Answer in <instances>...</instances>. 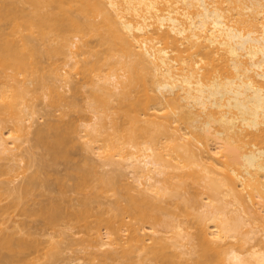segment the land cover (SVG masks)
<instances>
[{"label": "bare ground", "instance_id": "bare-ground-1", "mask_svg": "<svg viewBox=\"0 0 264 264\" xmlns=\"http://www.w3.org/2000/svg\"><path fill=\"white\" fill-rule=\"evenodd\" d=\"M64 105L77 116L61 126ZM74 141L81 199L28 212L34 150L56 160ZM0 250V264H264V0H0Z\"/></svg>", "mask_w": 264, "mask_h": 264}, {"label": "rangeland", "instance_id": "rangeland-1", "mask_svg": "<svg viewBox=\"0 0 264 264\" xmlns=\"http://www.w3.org/2000/svg\"><path fill=\"white\" fill-rule=\"evenodd\" d=\"M42 64L45 65L44 58H42ZM73 93L74 92L72 91L68 95L66 94L67 95L66 99L70 100L71 102H73L76 105L83 104L82 103V98H81V96H82L81 94L82 93L80 94V92H79V94H78V92H77L76 93L77 95L75 93H74L75 94L74 95ZM72 99H73V101H72ZM70 101H68V102H70ZM80 101H81V103H80ZM75 102H77L78 104L75 103ZM35 103H36L37 106L39 105L40 108H43L45 102H41L40 100H37V101H35ZM62 108H63V106H62ZM44 110H46V109H43V111ZM62 110H63V113H64V116H63L64 118L61 121V126H63L64 123L67 124L68 122H70L72 120H75V118L77 116V113H76L77 107L70 108V107H66V105H64V108ZM49 112H51V113H49ZM52 112L56 113L57 111H54V110L50 111V108H49V111L48 110L46 111L47 116H48V113H49L50 116H51V119L55 116V114L53 115ZM44 115H46L45 111H44V113L42 111L39 113V115L37 116V119L34 122V126H43L45 120L50 118V116H48L46 118V116H44ZM55 117H57V116H55ZM47 135L50 136V135H52V133H49ZM33 137L34 136L31 137V135L29 136L30 142H28L25 145L26 147H28V145L32 144L33 139H34ZM34 152H35V155L37 157H40L41 159H43L44 163H46V167L43 169L44 173L42 172L41 174H39L40 179L43 180L45 184L42 183L43 186H44L43 187L44 189L42 188L43 192L41 190H39L40 192L37 191V193H34L35 195L36 194L37 195L35 197L33 196V198H31L33 200L30 199L28 202H26L24 207L27 209V211L29 212V210H32V209H33L32 211H36L37 209H41V208H39V206L43 208V205H48L53 200H54V202L59 201V203L61 205H65V207H66V204H67L68 201L71 202V200L81 199L82 196L77 194V193H74L73 190H72V186H73V178H72L73 170L75 168H77V167H80L82 169H87V164H86V162L83 159L86 156V153L80 148V145L78 144V142L74 141L72 143H69L67 145V147H65V152H66L65 157L58 158L56 160H52L41 149H35ZM33 169L34 168H32V170ZM30 172L31 171H28L29 174H30ZM58 181L63 186V196L64 197H61L62 195H58L59 188L56 185ZM59 197H60V199L61 198L63 199V202H62V200L59 199ZM55 200H57V201H55ZM6 202H8V201L7 200L3 201L2 204H6ZM72 202H74V201H72ZM62 207H64V206H62ZM23 208L21 207L20 209L15 210L13 212L14 216L16 218H18V220H19L21 225H23L26 229H28L29 232L34 233V235L37 236V238H39L40 241L45 240V238H46V235H45L46 231L45 230L46 229H44L41 217L39 215H36V214L35 215H29V214L24 212V210H26V209L23 210ZM41 234H43V235H41ZM63 242H66V241L64 240ZM63 244L65 245V243H63ZM63 244L61 246H64ZM4 251L6 252V250H0V255L6 256V257H11V255H10V253L8 251L6 253ZM64 253L65 254H62L63 258H65V257L67 258V256L70 257L69 255H71L72 257L78 256V253H76L77 255H75V256H74L73 252H71L72 254L67 252V251L64 252ZM41 255H42L41 252H40V254L37 252L36 254L34 253L33 255L29 256V259L32 257V260L34 259L35 263L42 264L44 262V260H43L44 258H42ZM80 255H82V254H79V256ZM39 257H40V259H39ZM62 257L59 258V259H63ZM37 259H38V261L36 262ZM57 261L55 260V262L50 263V264H58V263H60L59 260H57ZM45 262H46V260H45ZM80 262L82 263V261H80ZM47 263H49V261ZM16 264H22V263H16Z\"/></svg>", "mask_w": 264, "mask_h": 264}]
</instances>
